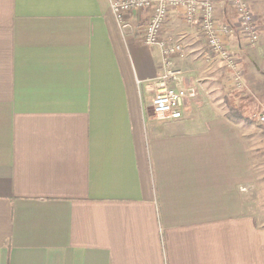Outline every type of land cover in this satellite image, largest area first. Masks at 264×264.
<instances>
[{
  "label": "crops",
  "instance_id": "0c3cea01",
  "mask_svg": "<svg viewBox=\"0 0 264 264\" xmlns=\"http://www.w3.org/2000/svg\"><path fill=\"white\" fill-rule=\"evenodd\" d=\"M245 1L263 21L264 0ZM151 15L121 28L109 0H0V264H264V139L246 113L264 112V44L229 40L258 68L253 106L235 107L231 73L174 11L189 96L160 118Z\"/></svg>",
  "mask_w": 264,
  "mask_h": 264
},
{
  "label": "built area",
  "instance_id": "2783aa9c",
  "mask_svg": "<svg viewBox=\"0 0 264 264\" xmlns=\"http://www.w3.org/2000/svg\"><path fill=\"white\" fill-rule=\"evenodd\" d=\"M236 9L237 23L234 25L221 22L218 10L222 2ZM110 9L119 27L128 25L130 18L138 13L151 10L148 22L139 26L140 36L145 46L159 49L163 72L157 81L158 92L152 102L155 116L160 118L180 119L185 100L189 92L178 86L181 72L174 66L176 58L183 57V44L179 40L164 38L167 21L174 11L184 16L188 25L196 23L204 43L210 52L232 75L233 90H242L245 86L244 74L235 51L229 46V40L240 34L249 49L257 46L260 35L256 18L251 6L243 0H109ZM264 127V112L257 118Z\"/></svg>",
  "mask_w": 264,
  "mask_h": 264
},
{
  "label": "rangeland",
  "instance_id": "374dc122",
  "mask_svg": "<svg viewBox=\"0 0 264 264\" xmlns=\"http://www.w3.org/2000/svg\"><path fill=\"white\" fill-rule=\"evenodd\" d=\"M244 2H246L245 0H243ZM249 4V3H248ZM251 6V5H250ZM263 8H262V11H260L261 12V14L264 16V6H262ZM251 9H252V7H251ZM253 11V10H252ZM254 13V16H255V11H253ZM256 18V17H255ZM257 21V20H256ZM263 24V25H262ZM257 28H258V32H259V35H260V38H259V41H258V43H257V46L256 47H258V46H262L263 44H264V19H263V21H258L257 22ZM253 65L251 64V63H249V62H246V63H240V68H241V70L242 71H244L245 73H247L250 69H253V70H255V71H257V67L256 68H253L252 67ZM258 67L259 68H261V70H263L264 71V60H262L261 61V63H258ZM262 77H264V76H262ZM246 84V83H245ZM254 84H255V86H257V87H260L261 86V84H262V82L261 81H257V82H254ZM250 85V84H249ZM251 85H253V84H251ZM248 88L250 89L251 88V86H248V84L245 86V87H243V89L242 90H233V94H231L230 96H231V99H230V101L232 102V104L236 107H238V108H243V106H245V104L244 103H247L249 106H253V103L251 102V101H249L250 103H248V102H246V101H243V102H241V98L242 97H244V95H250V92H249V90H248ZM254 92V91H253ZM261 91H259L258 93L256 92H254L253 94H255L256 96H259V97H261L260 95H261ZM237 96V97H236ZM228 97V96H227ZM223 99H224V96L222 97ZM238 98V99H237ZM262 98V97H261ZM226 100V99H225ZM229 100V99H228ZM223 103H225V104H228L227 103V101H225V102H223ZM255 106V105H254ZM227 110V109H226ZM241 110V109H240ZM253 111V112H252ZM261 111V110H260ZM260 111H254V109L253 110H249V111H247L246 113L249 115V116H251V113H252V120H253V124H254V128L255 129H257L258 131H259V133L261 132V134H262V137H263V139H264V127H262V126H260L259 124H258V122H257V117L262 113V112H260ZM242 112H244L245 113V110H243Z\"/></svg>",
  "mask_w": 264,
  "mask_h": 264
}]
</instances>
